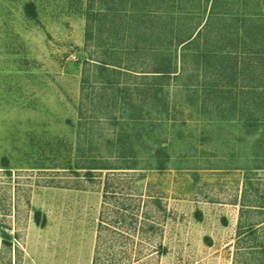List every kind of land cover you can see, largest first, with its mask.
Returning <instances> with one entry per match:
<instances>
[{
  "label": "rangeland",
  "instance_id": "rangeland-1",
  "mask_svg": "<svg viewBox=\"0 0 264 264\" xmlns=\"http://www.w3.org/2000/svg\"><path fill=\"white\" fill-rule=\"evenodd\" d=\"M260 13L0 0V264H264V78L240 75Z\"/></svg>",
  "mask_w": 264,
  "mask_h": 264
},
{
  "label": "trees",
  "instance_id": "trees-1",
  "mask_svg": "<svg viewBox=\"0 0 264 264\" xmlns=\"http://www.w3.org/2000/svg\"><path fill=\"white\" fill-rule=\"evenodd\" d=\"M258 15V16H257ZM256 16H253L252 19H248L246 20L244 23L248 24L247 26V30L249 33H255L257 35H262L264 37V15L262 13L260 14H257ZM191 40H187V41H184L183 43L185 42H188ZM218 52H220V55L218 56ZM222 51H218L216 49H206L205 52L203 53V57H211V58H214V59H217L219 58V62L221 60H223L224 62V67L223 69H221L220 71V76L221 78H226V77H230L232 80L234 79V76H235V79L234 80H237V69L236 67L234 66V64L237 65V61L236 63L233 62V58L231 55L232 52H229V53H225L226 55H222L221 54ZM217 54V55H216ZM264 53H262L261 51L260 52H252V56L249 57L246 61V59L244 60L246 66L241 69V72H240V75L244 78V80H247L246 83H243L244 86L246 87H250L252 89H258L259 86L258 85H254L253 82H257L261 79L264 78V76H262V69H264ZM103 68H108L105 64L103 66ZM156 70H160V69H156ZM219 71V69H217ZM249 71V72H247ZM158 73H161L163 75H167L169 74L170 72L168 71V69H162L161 71H159ZM251 81V83H250ZM222 87L221 88H217V90L219 91L220 95L217 94V90L214 92V97L215 99H217L218 97L216 96H219L220 97H223V95L227 94V95H232V87L233 84H232V81H229V84H226L225 87L224 85H221ZM211 90V89H210ZM212 92V91H211ZM99 169H103V168H99ZM107 192V191H106ZM105 192V195L106 196V193ZM106 198V197H105Z\"/></svg>",
  "mask_w": 264,
  "mask_h": 264
}]
</instances>
